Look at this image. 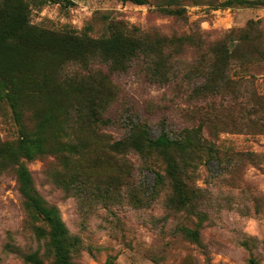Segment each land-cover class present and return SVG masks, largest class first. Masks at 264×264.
Returning a JSON list of instances; mask_svg holds the SVG:
<instances>
[{
	"label": "trees",
	"instance_id": "1",
	"mask_svg": "<svg viewBox=\"0 0 264 264\" xmlns=\"http://www.w3.org/2000/svg\"><path fill=\"white\" fill-rule=\"evenodd\" d=\"M52 1L0 0V103L12 112L19 133L16 140L0 135V177L16 179L26 223L44 247L43 252L40 247L15 250L24 264H77L81 238L70 232L60 208L44 196L37 173L29 168L46 156L52 160L44 164L45 181L87 206L121 200L125 192L130 204L144 209L166 192L169 210L198 219L196 228L181 232L201 245L207 214L201 211L195 182L203 156L220 162L222 156L241 155L219 141L221 102L237 105L233 108L242 121L255 115L264 124V97L255 81L246 82L252 88L247 95L242 80L231 76L235 65L264 58L260 38L245 28L207 41L195 24L189 33L167 36L130 27L109 14L102 16L107 22L102 36L35 24L34 12ZM163 1L174 9L158 2L157 12L188 23L181 1ZM226 3L264 6V1ZM135 70L142 72L144 84L175 90L170 104L176 122L168 126L165 121L158 137L146 118H130L123 126L115 113L123 92L118 78ZM112 128L125 133L115 139ZM6 249L11 252L14 246ZM249 264L258 263L250 259Z\"/></svg>",
	"mask_w": 264,
	"mask_h": 264
},
{
	"label": "rangeland",
	"instance_id": "2",
	"mask_svg": "<svg viewBox=\"0 0 264 264\" xmlns=\"http://www.w3.org/2000/svg\"><path fill=\"white\" fill-rule=\"evenodd\" d=\"M186 10L188 23L157 10L168 1L149 0L139 6L109 0H53L34 12L33 22L56 30L70 29L79 34L102 36L107 22L104 14L141 30L153 29L167 36H181L195 24L205 33L207 41L223 38L232 29L250 28L264 47V6L236 5L227 7L230 0H179ZM262 2L264 0H248ZM56 2H59L56 3ZM249 63L233 67L231 76L242 80L244 92H252L250 83L264 97V58H249ZM142 72L121 76L123 92L115 107L118 120L128 126L130 118L144 117L149 121L154 137L161 134L163 123L171 126L176 117L171 113L170 100L175 90H164L144 84ZM249 98L245 100L248 101ZM153 101V105H150ZM221 102L217 123L219 141L232 147L240 156H222L220 162H210L206 154L199 168L196 187L200 190L201 211L207 219L201 228V245L187 239L182 228L194 227L196 217L167 208V193L149 208H136L121 193V200L90 205L78 203L50 184L42 174L44 164L52 157L29 163L37 173V183L44 196L56 204L72 234L81 238L77 264H249L255 259L264 264V124L250 115L241 120L239 110ZM128 109L129 112H125ZM260 124V125H259ZM114 138L125 132L112 128ZM209 133V131H208ZM0 135L4 140L19 136L10 109L0 103ZM152 182L153 176L148 174ZM192 219V220H191ZM11 244L13 251L6 249ZM43 252V244L36 239L26 223L17 181L13 175L0 177V264H24L22 255L28 250ZM19 248L23 251L15 250ZM46 264L48 262L46 261Z\"/></svg>",
	"mask_w": 264,
	"mask_h": 264
}]
</instances>
